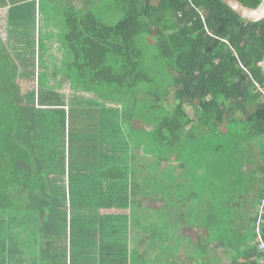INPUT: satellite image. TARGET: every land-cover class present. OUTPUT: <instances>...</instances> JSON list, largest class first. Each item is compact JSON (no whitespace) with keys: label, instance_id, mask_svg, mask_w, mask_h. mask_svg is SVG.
I'll use <instances>...</instances> for the list:
<instances>
[{"label":"trees","instance_id":"16d2710c","mask_svg":"<svg viewBox=\"0 0 264 264\" xmlns=\"http://www.w3.org/2000/svg\"><path fill=\"white\" fill-rule=\"evenodd\" d=\"M53 1L0 0V264H264V18Z\"/></svg>","mask_w":264,"mask_h":264},{"label":"rangeland","instance_id":"374dc122","mask_svg":"<svg viewBox=\"0 0 264 264\" xmlns=\"http://www.w3.org/2000/svg\"><path fill=\"white\" fill-rule=\"evenodd\" d=\"M46 1V3H45V5H44V10L46 11L48 8H52V6L54 5L53 3H54V1L52 0L51 2H49V3H51L50 5L51 6H48V1L49 0H45ZM81 1H78V5H80L81 3H80ZM43 4V3H42ZM53 9H54V7H53ZM40 12H44L43 11V9H41L40 8ZM3 16H4V10L2 11V12H0V27H2L3 26ZM38 17H39V14H38V12H37V20H38ZM109 18V17H108ZM108 20V19H107ZM42 21V20H41ZM108 21H111V19L109 18V20ZM44 25V24H43ZM44 27L46 28V29H52V27L51 26H49V25H47V26H45L44 25ZM37 29H38V27H36V29H35V49H37L36 48V33H37ZM40 29H41V38H43L44 36L42 35V27H40ZM3 30V29H2ZM46 31V30H45ZM45 39H46V37H45ZM147 40H148V42H153V40H154V38H153V36H149L148 38H147ZM148 42H146L147 43V45H152L151 43H148ZM57 45H58V43L56 42V41H53V49H54V51L57 53V55H60L61 53H60V51L59 50H57L56 49V47H57ZM52 49V50H53ZM22 50H23V47H22ZM25 50V49H24ZM149 50H150V47L149 46H145V56H149V54H150V52H149ZM11 51H13L14 53H15V48L14 47H11ZM37 54H39L37 51H35V58H38V55ZM45 58V57H44ZM46 59V58H45ZM12 64H13V62H12ZM16 64H20V62H16ZM32 83H30L29 81H27L26 83L24 82V81H21V87H22V90H26V89H30L31 87H32ZM61 90L63 91V92H66V91H69L70 90V88H69V86H68V84H67V81L66 82H62V85H61ZM81 94H83V95H90V94H88V93H85V92H80ZM186 109H187V112L190 114V116L191 117H193V110L191 109V107H189V106H186ZM189 109V110H188ZM254 150H256V148H254ZM133 153H135L136 155H138V150H136V151H134ZM139 159L140 160H142L143 161V159H144V157H140V154H139ZM145 161L147 162V157L145 158ZM144 161V162H145ZM150 202L149 201H147V200H144V204H149ZM235 206L236 207H238V205H237V203L235 204ZM248 209H249V211L251 212L252 211V208L250 207V206H246ZM185 232H187V234L190 236V238H193V239H195V236H196V230L195 229H193V228H186V230H185ZM171 235V234H170ZM184 251V253L186 252V251H189V249H183L182 250V252ZM190 254V253H189ZM188 254V255H189ZM164 260V259H163ZM220 264H227V261L225 260V257L223 256V258L222 257H220ZM188 264H192V261H189L188 262Z\"/></svg>","mask_w":264,"mask_h":264},{"label":"water","instance_id":"95a60500","mask_svg":"<svg viewBox=\"0 0 264 264\" xmlns=\"http://www.w3.org/2000/svg\"><path fill=\"white\" fill-rule=\"evenodd\" d=\"M233 12L241 18L256 22L264 18V0H260L259 4L255 7L248 6L240 0H221ZM261 68L264 75V51L261 60Z\"/></svg>","mask_w":264,"mask_h":264},{"label":"built area","instance_id":"2783aa9c","mask_svg":"<svg viewBox=\"0 0 264 264\" xmlns=\"http://www.w3.org/2000/svg\"><path fill=\"white\" fill-rule=\"evenodd\" d=\"M255 221H254V231L256 233V245L259 252L262 253V257L264 259V195L261 197L260 202L257 203L255 209Z\"/></svg>","mask_w":264,"mask_h":264},{"label":"crops","instance_id":"0c3cea01","mask_svg":"<svg viewBox=\"0 0 264 264\" xmlns=\"http://www.w3.org/2000/svg\"><path fill=\"white\" fill-rule=\"evenodd\" d=\"M39 0H35V2L37 3ZM4 10H6V8H3ZM6 12H7V10H6ZM39 13V12H38ZM3 21L4 20H6V18H4V16H3ZM39 19H40V16H39ZM35 29H36V26H35ZM196 233V232H195ZM195 239H193L192 238V241H194ZM179 246H180V251H181V254L183 253L182 252V248L184 247L183 245H182V243L179 241ZM161 250H163V249H161ZM229 253H231V252H229ZM155 254V253H154ZM152 255H153V252H152ZM219 258L220 257H222L223 258V256L225 257V260L227 261V264H230V261H229V259H228V257H227V255L223 252V250L222 249H219V252H218V255H217Z\"/></svg>","mask_w":264,"mask_h":264}]
</instances>
